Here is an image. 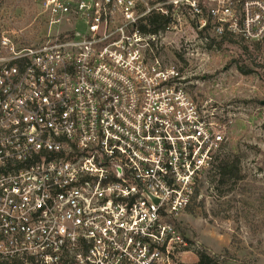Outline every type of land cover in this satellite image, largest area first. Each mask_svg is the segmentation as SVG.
<instances>
[{"label":"built area","instance_id":"built-area-1","mask_svg":"<svg viewBox=\"0 0 264 264\" xmlns=\"http://www.w3.org/2000/svg\"><path fill=\"white\" fill-rule=\"evenodd\" d=\"M24 1L36 33L0 9V264H182L176 219L225 132L157 42L180 23L262 42L264 0Z\"/></svg>","mask_w":264,"mask_h":264},{"label":"rangeland","instance_id":"rangeland-1","mask_svg":"<svg viewBox=\"0 0 264 264\" xmlns=\"http://www.w3.org/2000/svg\"><path fill=\"white\" fill-rule=\"evenodd\" d=\"M1 8L16 13L23 33H36L32 4L0 0ZM177 26L158 40L159 58L177 65L189 96L219 116L225 142L218 163L236 160L240 170L238 180L225 184H218L215 171L201 177L196 198L176 219L191 244L181 263L196 262L199 246L226 253L230 264H264V42Z\"/></svg>","mask_w":264,"mask_h":264},{"label":"trees","instance_id":"trees-1","mask_svg":"<svg viewBox=\"0 0 264 264\" xmlns=\"http://www.w3.org/2000/svg\"><path fill=\"white\" fill-rule=\"evenodd\" d=\"M168 18L165 15H162L160 13H152L147 16L146 23L142 25V29L145 32L150 33H157L159 31H162L165 24L167 23ZM208 30L204 29L200 33L205 35V32L207 33ZM216 36L215 33H213ZM227 35H222L221 37L223 39L226 38ZM264 42V41H262ZM257 45L260 44V42H255ZM215 174L218 177V184L219 182L221 184H225L230 180H238L239 179V167L238 162L236 160L230 161V162H219L215 169ZM190 205L187 207V210L189 209ZM195 255H196V262L192 264H230L226 261L229 260L226 253L224 254H209L201 247L193 248Z\"/></svg>","mask_w":264,"mask_h":264}]
</instances>
